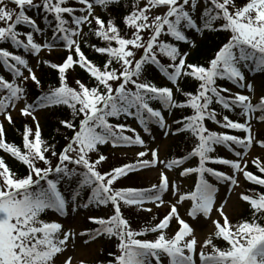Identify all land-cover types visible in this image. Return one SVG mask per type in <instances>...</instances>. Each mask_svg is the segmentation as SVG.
Wrapping results in <instances>:
<instances>
[{
    "label": "snow or ice",
    "instance_id": "snow-or-ice-1",
    "mask_svg": "<svg viewBox=\"0 0 264 264\" xmlns=\"http://www.w3.org/2000/svg\"><path fill=\"white\" fill-rule=\"evenodd\" d=\"M31 9L42 14L43 26ZM220 32L226 42L214 57L193 60L197 35ZM93 37L102 43H91ZM0 41L35 60L30 64L0 46V65L11 74L10 79L0 75V150L27 169L26 175L17 174L0 156V264H73L65 252L77 233L57 219H45L49 210L58 218L88 211L87 220L97 227L79 236H87L85 244L106 238L115 243L106 264H165L164 258L167 264H197V252L199 264H264V191L236 193L248 202L250 216L235 224L225 211L231 198L223 195L235 192L241 175L264 187V175L247 170L249 149L259 145L264 152V0H0ZM82 45L101 60L90 59ZM44 50L68 54L52 62L40 55ZM41 65L58 72V82L47 91L35 70ZM76 66L90 82L71 76ZM154 69L163 77L159 83L147 78ZM222 80L235 90L221 87ZM30 83L41 92L33 102ZM65 106L70 115L58 117L55 131L62 127L71 134L57 145L42 138L36 113L57 115ZM215 106L237 113L238 119ZM12 111L31 122L23 125V150L6 138L5 122L15 123ZM175 111L191 114L171 119ZM121 117L142 131L120 122ZM208 121L239 134L212 130ZM153 126L165 138L158 145L144 138L152 136ZM177 136L191 141V148L169 158L167 138ZM109 144L114 150L135 149L134 162L109 164L100 150ZM219 147L234 155H218ZM250 162L264 174V155ZM149 170L157 171L150 187L118 186ZM193 178L195 190L182 191L177 181ZM73 182L65 196L60 185ZM146 204L166 212L136 230L124 210L152 213ZM201 216L213 226L202 241L196 232ZM173 224L176 230L169 236ZM148 233L154 238H140ZM216 240L228 247L222 249Z\"/></svg>",
    "mask_w": 264,
    "mask_h": 264
},
{
    "label": "trees",
    "instance_id": "trees-1",
    "mask_svg": "<svg viewBox=\"0 0 264 264\" xmlns=\"http://www.w3.org/2000/svg\"><path fill=\"white\" fill-rule=\"evenodd\" d=\"M7 2V0H6ZM10 7H12V5H10ZM122 7V6H121ZM99 12V9H97ZM29 14L32 15L33 17H39L38 23L43 26L44 25V20L42 18V14L40 12H38L36 9H31L29 10ZM102 17L107 19L108 18V13H101ZM117 24H120V20L116 21ZM27 26H18V31H27ZM192 33H189V35H191ZM49 37H51V32L49 31L48 33ZM91 43H102V42H98L94 37L92 38V40L90 41ZM196 44H197V48L193 51L192 53V59L193 60H199L200 62H207L208 60H210L211 58L214 57V53L218 50V46L222 44V42H226V34L223 32L217 33V34H213L207 38H203L200 37L198 39H196ZM0 46H4L6 48H8V50L10 51H14L16 54H22L25 58H28L27 56L29 55L28 53H24L23 49H13L10 45V42H4V41H0ZM82 50L85 52V54L92 59L93 61H97L99 62L101 60V57L99 56V54L94 53L90 48H88L86 45H82ZM184 50L186 51L187 48H184ZM68 53L63 52L62 54H58L55 57H50V56H45L44 59H47L49 61L52 62H62V59L66 57ZM164 61H166V58H164ZM191 62V61H190ZM154 68V66H153ZM71 73V76L73 78H80L86 82H90L88 81V76L87 73L84 72V70L79 69L78 66H76V70L72 71L71 69L69 70ZM246 71V70H245ZM3 73H8V75L11 76L10 72L5 69L3 67V65H0V75H3ZM158 69H154L153 71H149L146 75L148 79H151L153 82L155 83H159L161 79L157 78L158 76ZM38 77L42 80L43 84H44V91L48 90V85L49 84H56L58 82V72L57 70H50L46 65H41L38 67ZM5 78H8L7 76H5ZM9 79V78H8ZM74 83V80H73ZM220 86L222 87H228L229 85H231V82L227 81V80H222L219 81ZM195 87V86H193ZM186 90H193L192 87L187 88ZM39 95H41L40 89L36 88L34 84L30 83V92H29V102H33L35 100H37V98L39 97ZM217 111H223V114L229 115L230 118L233 119H238L237 113L234 112H229L227 110H221L219 108V106H215ZM238 111V110H237ZM184 114H191L190 111L189 112H181V111H175L173 116L171 117V119H180L182 117V115ZM65 115H70V111L66 109V106L61 108L57 115H53L51 112H45V114L43 115V119L42 122L40 124L41 129H42V138L45 140H54L57 145H63L65 143L63 136L64 135H70L71 133H66L64 132V129L61 127V131L60 133H57L55 131V129L57 128V119L58 117L62 118ZM131 119H125L123 117L120 118V122H128ZM15 123L13 125H8V128L6 129V138L8 140V142L10 143H15L17 146L21 147V149L23 150V137H22V132H23V125L25 123H31L29 120H27L24 117H20L18 119H14ZM111 122L115 123L116 121L113 119ZM208 126L210 129L212 130H216V131H224L221 130L220 128H217L211 121H208ZM34 128V125H32ZM229 134H232L233 130H226ZM145 139H151V136H145ZM173 145L171 147V156H180L182 154H185L187 150H190L191 148V141L187 140V138L185 136H177L175 138H173ZM220 150L218 148V155L223 156L222 154H220ZM0 156L4 157L6 162L9 164V166L17 173L20 175H26L27 174V169L26 166H24L21 162L17 161L15 158L11 157L10 154L5 153L3 150H0ZM135 158H131L128 159V161L122 162V163H118V164H114L110 161L109 164H111L112 166H119L123 163H129V162H134ZM43 166V165H41ZM107 167V165L105 166ZM250 171H252L254 174H258V175H264V174H260L258 172V169L255 168V166L253 165L252 167L249 168ZM75 186V182L72 183V185L69 186H65L64 184L60 185V189L61 191L65 194V196L68 195L69 190L71 187ZM118 186H131V187H150L149 186H145V184L137 177V176H133L131 179L129 180H124L122 181V183ZM264 191V187H261L259 185H255L251 182H247L246 186H245V193L246 194H252L254 192H261ZM86 199V197H85ZM92 213L94 214H98V215H103V212L100 209H93L91 210ZM51 210H49L46 215L44 216L45 219H49V214H50ZM82 218L85 220L87 219V215H89L88 211H81ZM124 215L126 218H128L131 222V225L134 229L136 230H140L141 228L148 226L150 223L154 224L157 221H153L152 217L153 216H157L159 218H162L163 213H161L160 211L156 212L155 215H151V217L147 216V214H143L142 212L137 213L135 210H129V209H125L124 210ZM250 216V210H249V204L248 202L244 203V207L242 212L239 214L238 217H236L235 219L232 220L233 224L239 222L240 220H242L245 217H249ZM88 226L89 229L95 228L97 227V225L93 224L92 222L88 221ZM140 238H146V239H153L154 236L151 233L146 234L144 237H140ZM114 240V238H113ZM104 242V246L101 250V253L99 255V257L91 262L90 264H98V262H103V264H106L107 260L111 259V257L108 256L109 252H115V243L114 242H109L107 240V238L103 241ZM215 243L217 244V246L223 248H227V242L223 241V240H216ZM212 249L209 247L207 248L206 252H211Z\"/></svg>",
    "mask_w": 264,
    "mask_h": 264
},
{
    "label": "rangeland",
    "instance_id": "rangeland-1",
    "mask_svg": "<svg viewBox=\"0 0 264 264\" xmlns=\"http://www.w3.org/2000/svg\"><path fill=\"white\" fill-rule=\"evenodd\" d=\"M192 35V34H191ZM197 38H199V35H197ZM196 38V39H197ZM63 52L67 53V50H61V51H56L53 50L52 52H48L47 50L42 51V53L40 54L42 57L44 56H50V57H55L58 54H62ZM30 64H34L35 60L31 57L29 59ZM36 73L38 74V70L37 68L35 69ZM25 74L26 71H25ZM249 75H251L249 73ZM158 77H162V76H158ZM229 88H232L233 90H235V86H229ZM242 92L244 90H241ZM38 119H39V123L41 124L42 119H43V115L45 114V112L43 111H38L37 113ZM12 115L14 119H18L20 117H22L20 115V113L18 111H12ZM167 115V114H166ZM0 122H2V117H0ZM133 127H136L138 131H140V128H138V126L134 123V122H130L128 123ZM5 126L6 129L8 128V125L5 122ZM217 128H219V126L215 125ZM224 130V129H221ZM230 130V129H228ZM226 131V130H224ZM152 138L150 139L149 142L146 143H151L153 140L155 141V144H160L162 141L165 140V138L163 137L160 129L156 128L155 126L152 127ZM232 134H239L236 130H233ZM173 137H169L167 138L165 147H166V151H167V155L169 156V158H171V147L173 145ZM101 152L103 154H105L106 156H108L109 161L114 163L115 165L118 163H122L125 161H128V159H131L132 157H135L134 153H135V149L129 151L126 148H124L123 146H121L118 149H112V146L109 144L108 146H101L100 148ZM220 150V154L223 155V157L225 158H229L231 156H233L234 154L229 153L227 149L219 147ZM251 156L249 157V165H248V169L250 171V167H252L253 165L251 164V159L255 158L256 156H260V155H264V152L261 151L259 145L254 146L253 148L249 149ZM195 162H192V166H194ZM144 184L145 186H149L152 185L153 183L157 182V171L156 170H149V171H143V173L139 176H137ZM249 181H246L245 179H243L242 175L238 178V186H234L235 187V192L232 191H225L223 192V195L225 198L230 197L231 199L228 200L227 204H226V213L227 215L230 217L231 221L233 219H235L236 217L239 216V214L242 212L243 207H244V201H242L237 195L236 193L239 192H243L245 194V186L246 183ZM177 183H181L183 185L182 187V191H192L193 186H194V178L192 180H189L187 182H184L182 180H178ZM221 203H224V200L220 201ZM146 207H152L153 211L152 213H146L143 211L142 212L144 215L147 214V216L151 217V215H155L156 212L160 211L161 213L165 214L166 209L161 207L159 210H156L154 206L150 205V204H146ZM104 214V213H103ZM181 214L184 215V209H181ZM82 213L81 211H78L76 213H69L67 217H63V218H58L56 213H52L49 217V219H57L58 222H60L63 226V228L65 230L68 231H75L77 233L76 237L73 238V241L71 244H69L68 249L65 252V256H71L72 260H73V264H81V261L84 262V264H89L93 261H95L100 253L101 250L104 246V242H99V243H92L89 242L88 244L84 243V240H87V236H84L83 238H81L79 236V233L82 231H85L87 229H89L88 223H87V219H83L82 218ZM215 218V215H214ZM184 219L186 221H189L191 223V220L189 217L184 216ZM176 230V225L173 224L171 231L168 232V235L171 236L173 234V232ZM213 230V226L211 224V221L207 220V218L204 217H200V222L198 224V226L196 227V232H197V236L198 238L202 241L203 239H205L207 237L208 234H210ZM207 249H205L206 251ZM197 259V264H199V256H198V252L196 254ZM165 259V258H164ZM165 264H167V260L165 259Z\"/></svg>",
    "mask_w": 264,
    "mask_h": 264
}]
</instances>
